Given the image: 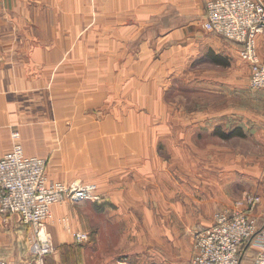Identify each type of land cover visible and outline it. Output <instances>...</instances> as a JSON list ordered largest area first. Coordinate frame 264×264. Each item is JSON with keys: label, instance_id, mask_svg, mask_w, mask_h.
<instances>
[{"label": "crops", "instance_id": "crops-1", "mask_svg": "<svg viewBox=\"0 0 264 264\" xmlns=\"http://www.w3.org/2000/svg\"><path fill=\"white\" fill-rule=\"evenodd\" d=\"M69 1L71 6L60 7L66 24L63 17L43 21L42 15L61 9L51 10L41 0L17 3L20 12L38 15L50 52L42 48L45 41H34L27 32L11 36L9 22H0V156L17 132L26 157L46 159L49 180L96 186L101 201L52 208L53 219L45 224L54 246L51 264H67L61 254L84 245L88 255L75 264H190L193 235L210 227L217 211L232 206L234 185L261 190V184H254L257 176L244 163L238 169L229 148L214 156L212 149L210 164L183 168L193 175L178 181L163 158L185 161L188 134L195 137L197 159L204 157L202 136L264 143V91L251 90L248 78L235 107V66L248 76L249 66L237 45L203 30L210 0H100L92 9L95 54L86 33L76 50L79 26L73 20L80 13L84 21L91 19V9ZM10 10V0H3L0 13ZM59 29L70 32L56 39ZM36 43L30 54L18 53V47ZM122 45L126 49L119 54ZM256 52L264 63V34L256 38ZM38 69L41 76H33ZM188 76L195 95L212 98L208 110L196 102L191 114L186 106L176 113L165 101L170 79ZM221 94L225 105L215 107ZM28 231L17 217L0 216L1 264L25 261ZM73 231L87 233L89 242L73 243ZM171 250L178 259L170 260Z\"/></svg>", "mask_w": 264, "mask_h": 264}, {"label": "built area", "instance_id": "built-area-1", "mask_svg": "<svg viewBox=\"0 0 264 264\" xmlns=\"http://www.w3.org/2000/svg\"><path fill=\"white\" fill-rule=\"evenodd\" d=\"M202 28L239 47V57L250 69L249 88L264 91V63L256 52V38L264 34L262 0H210L205 5ZM11 148L0 156V216L17 217L31 228L32 259L19 264H44L54 251L45 224L53 219L52 208L99 201L96 186L80 180L71 183L51 181L46 159L26 157L12 133ZM260 197L244 195L232 206L213 215L210 227L194 234L190 264H242L246 249L253 250L250 264H264L263 215L257 213ZM73 243L89 242L85 232H70ZM1 264V263H0Z\"/></svg>", "mask_w": 264, "mask_h": 264}, {"label": "rangeland", "instance_id": "rangeland-1", "mask_svg": "<svg viewBox=\"0 0 264 264\" xmlns=\"http://www.w3.org/2000/svg\"><path fill=\"white\" fill-rule=\"evenodd\" d=\"M19 1L22 0H10L11 3V10L5 14L0 13V22H4V21H8L9 22V35L11 36H17V37H24V33L27 32L30 34V37H32V40H36V39H41L43 41L46 40L47 36L43 35L40 31L41 26L39 25L40 21H38V19L36 18L38 15H35L34 13H26V12H20L19 11V4H17ZM33 1V0H31ZM40 1V0H39ZM2 2L3 0H0V6H2ZM43 6L46 7H51V10L56 8V10H60L61 11H57V14L54 16L53 13L50 12V14H46V15H42L43 17V21H47V18L49 19L48 21L52 22V21H60L59 18L63 17V9L60 8L61 6H71L72 5V1L68 0H41ZM74 2V0H73ZM82 3H84V6H88L89 9H91V19L84 21L82 16L83 14H74L75 18L73 19L75 22H77V26H79V28L76 30V35H75V39L76 41V50L77 48H81L82 47V43H81V38L84 37V34L86 33L89 37V39L92 41V45H91V53L95 54L98 52V46L94 45V38L98 39V37H96L97 31L93 30V17H95V15H97L96 13H93L92 9H96L99 7L100 5V0H75L74 5H81ZM20 5L23 6V4L20 3ZM58 6V7H57ZM70 15V13H69ZM70 21V20H69ZM7 22V23H8ZM62 22L64 24H66V22H68L67 18H64L62 20ZM86 22H90L89 25L87 26ZM20 25H24V26H20ZM87 27V28H86ZM57 38L61 37L62 35H65L67 32V30H62L59 29L57 30ZM111 34V33H110ZM108 35L107 40L109 39V37L111 35ZM91 36V38H90ZM1 38V37H0ZM80 39V40H79ZM40 42V41H39ZM44 43L47 44V46H41L43 49H46V52H50L49 49L52 48L53 46H51L50 44L51 41H45ZM108 44H113L111 43V39L107 42ZM39 44H33L32 47H28V49L25 46H21L18 47V53L19 51H21L20 53H25L26 50L29 53L30 49H34L35 46ZM50 45V46H49ZM117 53H121L122 50L126 49V47L124 45L122 46H117ZM17 52V51H16ZM26 52V53H27ZM1 53V52H0ZM30 54V53H29ZM28 54V55H29ZM106 54H111L110 53V49L109 46L106 49ZM259 58V57H258ZM260 61V59H259ZM261 62V61H260ZM242 64L241 62H239V65ZM242 67V65H241ZM41 71L42 69H38L34 74H32L33 76H37L40 77L41 76ZM250 71V69H249ZM235 95H234V105L235 107L239 104L240 101V95L242 90V85H244L243 83L246 82V80H248V78L250 79V73L249 76L246 72V70H242L240 67L235 66ZM248 76V77H247ZM141 80H145L142 79ZM190 81H192L191 77H183V78H174V79H170V85L167 86V90L165 92V96L164 99L166 102L170 103V106L172 108V112H179V107L183 108L184 106H186L187 108H185V110L187 111L188 114H191L189 112L194 111V107H195V103H199L203 105V108L205 109H209L210 106H212V98H210L207 93L202 94V95H195L194 93V85L192 83H190ZM203 91L205 92V90L203 89ZM202 97V98H201ZM214 102V101H213ZM225 99L224 96L221 94L218 96L217 100L214 102L215 107L216 104L218 105L219 108H221L222 106L225 105ZM237 108V107H236ZM184 110V108H183ZM184 110V111H185ZM253 111V110H252ZM141 112V111H139ZM54 122V120H49L48 124L51 126L52 123ZM12 133H17V132H12ZM11 133V135H12ZM187 148L190 151V156L187 157V159L181 160V158L179 157H164V161L167 163V166H170L171 169V177L172 179L175 178L176 181H178L179 177H187V179L190 178V176H192L193 174L188 173L189 171L187 170H182L183 168H191L193 166H195L196 164H201L203 162V164H210V157L212 156V149H213V156L214 155H218L219 154V149H223L222 151H224V148H229L232 151V155L235 157V162L236 165L242 168V164H245V168L249 169L252 173V175L257 176L256 180L254 181V184H256L257 186H259V184H261V190H258V188L254 189L253 187H251L250 190L246 189V190H242V186L240 184H235L234 185V192H235V199L232 201V205L234 203H236L237 201H240L242 199V197L244 195H261L262 198H260V205L259 207V211H260V216L263 215V211H264V143H259L257 141L254 140H247V141H243L240 139H234V141L229 142V143H222L220 141H217L215 138H212L211 136H202V141L200 143V148L203 149V158H199L197 159L195 156V152H194V135L193 134H188L187 136ZM193 142V143H192ZM13 144V142H12ZM192 144V145H191ZM174 146H177L174 145ZM221 151V150H220ZM221 154V153H220ZM50 162V161H49ZM48 164V162H47ZM50 166V165H49ZM47 167L48 165H46V171H47ZM52 167L50 166L51 170ZM186 172V174L184 173ZM239 173H241L239 171ZM185 174V175H184ZM83 182V181H82ZM64 183V182H63ZM88 184V183H87ZM252 185V184H251ZM253 186V185H252ZM97 191V190H96ZM257 195V196H259ZM99 201H101V198H99ZM97 201V202H99ZM96 202V201H95ZM80 205V204H79ZM257 207V208H258ZM149 209H151V207H149ZM224 209V208H222ZM221 210V209H220ZM2 217V216H1ZM3 220L6 219H10L11 217H2ZM50 224V222H48ZM81 223V220H80ZM30 230L31 228L28 227ZM45 231L47 232V234H50L48 230ZM31 234V231L27 233L26 238H24L23 244L25 245L24 247V252L22 253L23 256L25 257V261H29L30 259H32V255H31V251H30V244H29V236ZM51 238V237H50ZM193 242H194V235H193ZM84 246H81L78 249L75 250H71V252H65L66 254L63 255L61 254V260L66 262L67 264H75V259L76 258H82L84 259L87 255H88V249ZM193 248V246H192ZM170 260H176L178 259V253L174 250L170 251ZM254 254V253H253ZM252 253L248 254V257L243 258L242 260V264H250V260H251V255L253 256ZM23 257V258H24ZM23 261V262H25ZM51 255H49L48 257H46L44 259V264H51Z\"/></svg>", "mask_w": 264, "mask_h": 264}, {"label": "trees", "instance_id": "trees-1", "mask_svg": "<svg viewBox=\"0 0 264 264\" xmlns=\"http://www.w3.org/2000/svg\"><path fill=\"white\" fill-rule=\"evenodd\" d=\"M236 134H237V132H236ZM222 136H223V138H225V139L232 137V135H229V137H228V136H224V135H222ZM249 253H252V254H253V251H251V250H249V249H246L245 252H244V258H245V257H248V254H249Z\"/></svg>", "mask_w": 264, "mask_h": 264}, {"label": "bare ground", "instance_id": "bare-ground-1", "mask_svg": "<svg viewBox=\"0 0 264 264\" xmlns=\"http://www.w3.org/2000/svg\"><path fill=\"white\" fill-rule=\"evenodd\" d=\"M68 12V11H67ZM145 77V76H144Z\"/></svg>", "mask_w": 264, "mask_h": 264}]
</instances>
